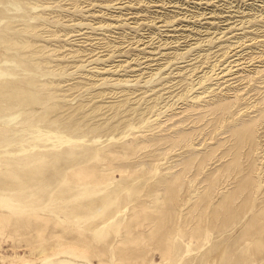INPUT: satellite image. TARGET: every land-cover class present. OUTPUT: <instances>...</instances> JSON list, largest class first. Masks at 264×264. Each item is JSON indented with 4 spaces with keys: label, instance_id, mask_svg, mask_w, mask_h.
<instances>
[{
    "label": "rangeland",
    "instance_id": "1",
    "mask_svg": "<svg viewBox=\"0 0 264 264\" xmlns=\"http://www.w3.org/2000/svg\"><path fill=\"white\" fill-rule=\"evenodd\" d=\"M21 256L264 264V0H0V264Z\"/></svg>",
    "mask_w": 264,
    "mask_h": 264
},
{
    "label": "bare ground",
    "instance_id": "2",
    "mask_svg": "<svg viewBox=\"0 0 264 264\" xmlns=\"http://www.w3.org/2000/svg\"><path fill=\"white\" fill-rule=\"evenodd\" d=\"M22 180V179H21ZM41 180V179H40ZM70 191V190H69ZM58 194V193H57ZM68 196V195H67ZM114 217V216H113ZM55 254V253H54ZM57 254V253H56ZM46 255V254H42ZM76 257V256H75ZM12 264H34V259L29 258L28 256H21L18 258L11 259ZM60 264H78L69 260H61Z\"/></svg>",
    "mask_w": 264,
    "mask_h": 264
}]
</instances>
